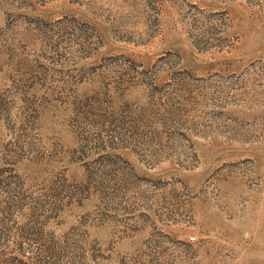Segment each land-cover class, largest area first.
Segmentation results:
<instances>
[{
	"label": "rangeland",
	"instance_id": "rangeland-1",
	"mask_svg": "<svg viewBox=\"0 0 264 264\" xmlns=\"http://www.w3.org/2000/svg\"><path fill=\"white\" fill-rule=\"evenodd\" d=\"M0 264H264V0H0Z\"/></svg>",
	"mask_w": 264,
	"mask_h": 264
}]
</instances>
